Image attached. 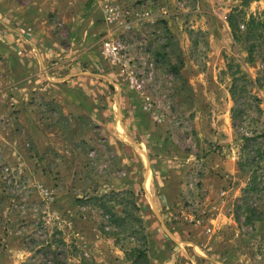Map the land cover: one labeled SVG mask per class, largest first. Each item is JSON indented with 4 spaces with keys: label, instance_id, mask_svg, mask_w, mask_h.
<instances>
[{
    "label": "rangeland",
    "instance_id": "obj_1",
    "mask_svg": "<svg viewBox=\"0 0 264 264\" xmlns=\"http://www.w3.org/2000/svg\"><path fill=\"white\" fill-rule=\"evenodd\" d=\"M237 4L118 0L133 25L114 36L138 70L155 67L145 92L110 66L126 102L109 104L105 121L54 115L58 108L40 97L28 103L33 135L19 108L0 114L9 121L0 126V264H49L60 231L78 248L76 255L69 248L68 264H264V161L250 168L259 177L251 186L238 165L228 79L221 80L228 58H239L226 22ZM247 11L264 15V0ZM144 13L151 18L135 19ZM170 179L177 200L167 205ZM113 193L118 220L101 208ZM130 202L141 222L128 220Z\"/></svg>",
    "mask_w": 264,
    "mask_h": 264
},
{
    "label": "crops",
    "instance_id": "obj_2",
    "mask_svg": "<svg viewBox=\"0 0 264 264\" xmlns=\"http://www.w3.org/2000/svg\"><path fill=\"white\" fill-rule=\"evenodd\" d=\"M115 2L0 0V114L19 108L33 135L37 122L28 103L34 97L55 105L54 115L104 121L112 112L109 104L126 102L124 84L102 55V41L117 28L107 21ZM171 182L162 189L167 205L177 200ZM150 185L148 174L145 186ZM154 203L160 207L159 200Z\"/></svg>",
    "mask_w": 264,
    "mask_h": 264
},
{
    "label": "trees",
    "instance_id": "obj_3",
    "mask_svg": "<svg viewBox=\"0 0 264 264\" xmlns=\"http://www.w3.org/2000/svg\"><path fill=\"white\" fill-rule=\"evenodd\" d=\"M238 4L234 6L226 16V22L231 30L232 39L236 49H238L239 58H228L226 67L221 72V80L228 79L229 93L233 102L231 109L232 126L235 133L242 142V156L238 162L240 169L248 172L251 176L250 185H256L259 177L255 171L250 168L254 165L261 166L264 161V149L260 140L264 138V98L260 97L264 91V15L260 13H248L247 9L252 3L261 0H233ZM261 62L262 68L254 77L250 72L251 67L257 66ZM257 68V67H256ZM264 169V168H263ZM132 195V192H128ZM116 195H105L101 199V208L111 214V218H116L109 207L111 199ZM131 211H125L129 217L134 220L140 219L134 217V211H140V207L135 202H130ZM133 209V210H132ZM124 222L126 219H122ZM128 230V229H126ZM60 251L55 254L49 264H68L69 248H73L77 254V245L72 242L67 243L60 231V239L56 241ZM51 247L53 243H47ZM139 256H145V252L140 251ZM71 254V253H70ZM98 264V263H92Z\"/></svg>",
    "mask_w": 264,
    "mask_h": 264
},
{
    "label": "built area",
    "instance_id": "obj_4",
    "mask_svg": "<svg viewBox=\"0 0 264 264\" xmlns=\"http://www.w3.org/2000/svg\"><path fill=\"white\" fill-rule=\"evenodd\" d=\"M132 18L133 15L130 12L122 13L115 3L109 5L107 8V21L116 23L118 25L116 29L122 28L130 30L133 25V21H130ZM150 18V13L138 14L137 17H135L138 21H145ZM102 54L109 65L118 70L133 89L139 93L145 92L149 81L154 77L155 67L153 62L147 63L146 70H138L135 63H133V59L130 57L128 45L123 39L119 38V36H114V34L102 41ZM13 118H15V116H13ZM7 122L9 121L4 117H0V126L5 125Z\"/></svg>",
    "mask_w": 264,
    "mask_h": 264
}]
</instances>
